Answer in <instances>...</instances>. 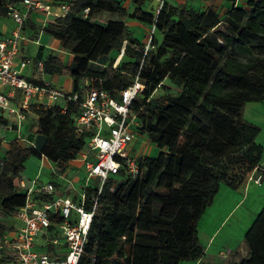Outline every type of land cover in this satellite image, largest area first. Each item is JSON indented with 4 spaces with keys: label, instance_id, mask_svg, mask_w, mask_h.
I'll list each match as a JSON object with an SVG mask.
<instances>
[{
    "label": "trees",
    "instance_id": "1",
    "mask_svg": "<svg viewBox=\"0 0 264 264\" xmlns=\"http://www.w3.org/2000/svg\"><path fill=\"white\" fill-rule=\"evenodd\" d=\"M15 1L0 0V14H5L6 2ZM59 1L71 7L42 31L73 58L68 66L50 58L45 68L55 65L54 72L66 73L74 93L82 95L92 82H100L111 98L137 76L144 89L131 106L137 112L133 131L159 149L156 157H138L141 172L136 178L120 171L105 180L79 264L199 260L203 249L197 224L220 185L237 189L262 159L263 148L256 142L260 129L245 121L242 112L245 104L264 100V0H249L245 8L238 7L237 0H220L231 5L222 18L212 7L197 11L167 0L158 13L144 10L145 0H131L130 14L117 0ZM101 12L135 19L152 27L159 38L151 36L144 53L145 45L130 36L122 21L109 20L104 27L92 23ZM113 32L121 34L113 44L118 53L127 41L115 66L116 58L99 57ZM170 85L180 93L157 94ZM31 110L37 118L31 144L0 140V210L9 211L12 218L25 202L19 181L27 160L46 158L60 170L85 149L90 137L75 133L78 104L68 103L64 111L42 106ZM5 123L0 117V124ZM51 183L58 187V182ZM97 185L93 180L85 189L87 208ZM155 203L175 209H157ZM13 227L0 222V243ZM244 243L247 255L237 264H264V206ZM42 247L54 251L47 244ZM0 264H12L2 249Z\"/></svg>",
    "mask_w": 264,
    "mask_h": 264
},
{
    "label": "built area",
    "instance_id": "2",
    "mask_svg": "<svg viewBox=\"0 0 264 264\" xmlns=\"http://www.w3.org/2000/svg\"><path fill=\"white\" fill-rule=\"evenodd\" d=\"M158 1L156 13L166 0ZM51 5L47 0H18L4 5L5 14L12 18L15 27L10 34L0 36V115L12 123L17 141L31 144L21 136L23 121L32 106L31 100L35 101L36 106L44 108H49L45 101L62 100L65 103L62 111L68 103L78 104L80 110L74 117L75 133L77 136L90 134L85 149L78 154L84 164L85 178L76 200L61 195L51 201L42 200L41 197L47 194H55L56 188L51 182L40 185L35 180L27 185L19 181L20 188L26 193L25 202L15 213V230L5 234L0 243V249L4 250L12 264H79L105 180L120 171L131 179L141 172L138 157L130 152L131 142L137 136L133 131L137 126V112L131 106L144 89L137 76L130 86L118 92L117 98H111L100 82L98 85L92 82L82 95L62 92L50 82L32 83L21 75V70L29 64L28 59L21 61L18 69L15 68L14 59L19 52L18 44L23 37L26 19L33 10L53 14ZM59 9L60 13L54 14L64 17L69 5L62 3ZM87 13L88 9H85L83 16ZM126 43L124 40L120 56ZM149 43L150 40L144 46V53L149 49ZM43 66L40 61L35 69L42 72ZM87 84L90 82L85 80ZM5 89L8 91L5 92ZM17 91L20 101L13 106L10 99ZM0 140L5 142L1 134ZM262 172L260 166L255 167L249 173L248 181L258 184ZM93 180L98 182L97 194L92 198L90 208H87L85 189ZM46 244L54 251L42 247Z\"/></svg>",
    "mask_w": 264,
    "mask_h": 264
},
{
    "label": "crops",
    "instance_id": "3",
    "mask_svg": "<svg viewBox=\"0 0 264 264\" xmlns=\"http://www.w3.org/2000/svg\"><path fill=\"white\" fill-rule=\"evenodd\" d=\"M47 1L52 4V11L55 14H59V5L63 2L59 5H54V0ZM133 7L134 6H131L130 10H126L128 14L133 11ZM19 8L23 10L22 6H19ZM54 13L47 15L39 10H33L30 12L23 27V37L19 40V52L16 58L14 59V66L18 69L19 63L25 59H28L29 64H27L21 70V75L24 78L35 84H40L42 82H50L54 87L58 88L62 92L70 93L72 92L70 77L64 72H54L53 70L56 69L55 65H50L49 70H47L44 65V63H47L50 58H54L57 61H60L64 66H68L73 58V56L69 52L64 51L60 48L59 42L57 40H55L49 35H46L42 31L44 26L52 22L57 17ZM120 21H122L126 25L128 31V27L130 28L131 26L136 25L134 24L135 22H133V20L128 19V17H124ZM14 27L15 23L11 17L7 16L6 14H0V36L10 34ZM129 32L132 38L140 41L137 36H135V33H133L132 31ZM50 49L54 50L57 53V56H46V51ZM119 59L120 55L117 58L115 64L119 61ZM40 61L43 62L44 65L42 72H38L35 69L36 64ZM62 80V85L67 84L68 82L67 88L58 84ZM4 91L7 92L8 89H5ZM19 101L20 93L17 91L15 93L14 98L10 99V103L13 106H17ZM34 102V100H31L32 106L35 108L38 107V105L36 106ZM262 103H264V100L261 102H251L245 104L242 112L243 119L249 123L251 122V124L252 122L256 123L250 115L253 110L255 112L264 113V105ZM45 104L49 107L59 106L62 108L65 106V103L62 100H58L57 102L45 101ZM32 106L30 107L29 112L26 114V119L23 121L21 128V136L26 138L29 142L32 140V138L28 135V128L30 127L31 123L35 125V131L37 128V118L31 110ZM258 109H260V111H256ZM0 134L5 138V142L13 140L17 136V133L14 127L12 126V123L8 120H6L5 124L0 125ZM263 134L264 128L261 127L260 132L256 138V142L263 148L262 159L259 165L261 171H264ZM143 153L144 152H142V154ZM134 156L141 157L142 155ZM40 161H44L43 163H41V165H43V169L41 171L37 170L35 171V174L29 173L28 175H26L28 178L22 175V179L20 180H22L27 185H29L32 181L36 180V182L41 185L57 179L56 181L59 183L58 187H56L55 194L70 197L76 200L77 195L81 192V187L84 184L85 172L83 161L79 157H76L74 160H72L73 162H80L82 166V179L80 180V182H77L75 178H70L71 175L69 174V172L65 170L60 172V170H58L55 165L48 161L46 158H42ZM72 161L66 164L72 163ZM45 174H47V176L50 175L51 177H53V179L46 181ZM222 195L225 197H222ZM232 201L235 202L229 208V210H227L220 225L224 223V221L236 208L238 209L241 206H244V210L239 212L234 224L230 226V229L228 227L229 231L232 232L233 236L235 234H238L239 240H237V242L233 245L231 249L227 250L226 246L227 241L229 239V233L225 234L218 244L213 245V243L215 242L214 234L216 231L211 235L204 237L203 241L200 240V232H198V240L200 246L203 249V256L197 261H188L184 262L183 264H237L240 259L244 258L247 255L246 246L244 243V235L248 228L251 226L252 222L254 221V218H256V216L264 206V178H262L258 184L252 181H247L246 183H243L241 186H239L237 189H232L226 186L225 184H221L218 193L214 197L212 204L209 206V209H217L219 207L227 206L230 203H233ZM207 211L210 212L211 210ZM240 222H242L241 230L238 228L236 229V226H238L237 224H239ZM240 251H243L245 254H242V252Z\"/></svg>",
    "mask_w": 264,
    "mask_h": 264
},
{
    "label": "rangeland",
    "instance_id": "4",
    "mask_svg": "<svg viewBox=\"0 0 264 264\" xmlns=\"http://www.w3.org/2000/svg\"><path fill=\"white\" fill-rule=\"evenodd\" d=\"M58 1L59 0H54L53 4L59 5L60 3H62V2H58ZM117 1H119L121 3V5L126 10H130L131 6H133L131 0H117ZM248 1L249 0H237V6L245 8V7H247ZM167 2L169 4L176 5V6L179 5V6H185L186 8H193L197 11H202L207 7H212L219 13L221 18L224 17L225 14L231 8V5L229 3H226V2L220 1V0H211V1H206V0H167ZM158 5H159L158 0H145V2L143 4V9L146 11L155 12L156 9L158 8ZM69 6L71 7V4H69ZM123 18H124V16H121V15L112 14V13H108V12H101V13L96 14L92 18V23H94L96 26L104 27L106 25L107 21H109V20H113V19L121 20ZM128 19L133 20V22H135L134 24H136L135 26H131L130 28L128 27L129 31H132L133 33H135V36H137V38L140 40L139 42L142 45H146L147 42L150 40L151 36L154 37L155 35H157V38H159V35L154 31V29L152 27H149V26H146L142 23H139L135 19H131V18H128ZM119 35H121L119 32H113L108 37L107 41L105 42L103 48L100 51L99 57H106L109 59L116 58L115 59V62H116V60L120 54L118 53V51L116 49L113 48V44L116 42V39L118 38ZM46 56H48V57L57 56V53L54 50L50 49V50L46 51ZM62 83H63V80L61 82H59L58 84L62 85ZM165 84H169V83H165ZM62 86L67 88L68 82H67V84H63ZM163 92H167L171 95L176 96L180 93V89H178L174 86H171V87H169L168 91H164L161 88H159L157 91V94L160 95ZM262 104L264 105V103H262ZM256 111H260V109H258ZM250 116L256 122V123L252 122L253 125L257 126L260 129H261V127L264 128V113L255 112L253 110L251 112ZM32 132H33V134H32ZM28 135L32 139L35 136V125L33 123H31L30 127L28 128ZM263 138H264V134H263ZM130 152L132 155H137V156L142 155V156H148V157H156L159 153V149L154 144L149 142L146 135H137L134 138V140L131 142V151ZM142 152H144V153L142 154ZM77 157H78V155H77ZM41 159H42V157L31 156L27 160V163L25 165L26 167H25V170L22 172V175L27 177L26 175H28L29 173L35 174L36 173L35 171H37V170L41 171L43 169V165H41V163L44 162V161L41 162L40 161ZM64 170L69 172V174L71 175L70 178H75L77 182H80V180L82 179V174H81L82 166H81L80 162H73L72 161V163L66 164L63 166V168H60V172H62ZM248 176H249V173L247 174L244 183H246L248 181ZM45 178H46V181L53 179V177H51L50 175L47 176V174H45ZM56 180H54V181H56ZM140 188H141V185H139V189ZM19 189H21L20 186H19ZM222 197H225V196L222 195ZM232 202L233 203H230L227 206L219 207L217 209H209V207L206 208L204 214L202 215V217L200 218V220L197 224V231L200 232L199 235H200L201 241H203L204 237L209 236L216 231L214 234L215 242L213 243V245H216L219 243V241L221 240V238L225 234L229 233L230 241L228 239L227 246H226V248L228 250V249H231L233 247V245L237 242V240H239L238 234H235L233 236L232 232H230L229 229H230V226L234 224L239 212L244 210V206H241L238 209L236 208L228 216V218L224 221V223L220 225V223H221L223 217L225 216L227 210H229V208L234 204L235 201H232ZM12 205L15 206L14 204H12ZM153 207L157 208V209H171V210L175 209L174 207H172L170 205H161V204H156V203L153 204ZM213 208H215V207H213ZM207 210H211L210 211L211 213ZM13 219L14 218H12V214H10L9 211H7V210L1 211L0 210V222L4 223L6 225H10V224L14 223V227L12 228L13 229L12 231L15 230V228H16L15 226L17 225L15 223L17 221L14 220V222H13ZM241 223L242 222L237 224L238 226H236V229L238 228L241 230V228H242ZM204 225H205V227H204ZM228 227H229V229H228ZM202 234H203V236H202ZM240 252H242V254H245L243 251H240Z\"/></svg>",
    "mask_w": 264,
    "mask_h": 264
}]
</instances>
